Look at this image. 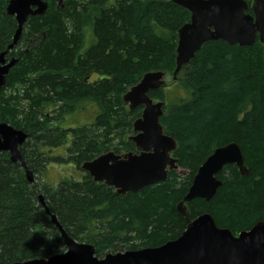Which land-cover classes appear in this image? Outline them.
Segmentation results:
<instances>
[{
    "label": "trees",
    "instance_id": "16d2710c",
    "mask_svg": "<svg viewBox=\"0 0 264 264\" xmlns=\"http://www.w3.org/2000/svg\"><path fill=\"white\" fill-rule=\"evenodd\" d=\"M8 1L0 0V53L17 29L15 19L5 13ZM244 1L251 15L253 0ZM47 2L45 14L29 18L16 45L29 51L8 54L18 62L0 90V122L27 133L29 139L19 150L34 175L44 164L70 163L81 170L84 162L107 151L135 152L127 136L117 139L124 129L131 133L142 107L129 111L122 95L146 73L164 71L172 77L177 30L190 14L171 0H116L109 7L100 6L89 21L74 0ZM87 23L95 44L84 51ZM31 40L38 41L33 49L26 47ZM175 85L185 95L174 103L163 100L164 89L147 95L165 102L160 124L177 142L172 156L189 170L187 176L171 171L163 183L120 196L86 173L56 185L29 184L20 163H11L7 152L0 153V264L65 252L38 195L66 234L92 244L98 258L115 253L117 243L136 252L175 240L188 224L175 207L197 167L229 143L241 149L248 175L226 165L217 175L222 186L209 202L195 199L185 205L189 218L208 213L218 228L229 229L234 236L264 221V44L207 42L181 68ZM80 102L101 112L95 124L62 127ZM59 117L63 120L58 122ZM95 127L104 130L96 134ZM106 129L114 130L117 139ZM65 146L64 156L51 154Z\"/></svg>",
    "mask_w": 264,
    "mask_h": 264
},
{
    "label": "water",
    "instance_id": "95a60500",
    "mask_svg": "<svg viewBox=\"0 0 264 264\" xmlns=\"http://www.w3.org/2000/svg\"><path fill=\"white\" fill-rule=\"evenodd\" d=\"M186 10L189 20L178 31L176 65L172 83H176L181 68L187 65L202 46L211 41H224L230 46L250 47L257 40L264 44V0H253L252 14L246 13L248 5L244 0H171ZM62 2V1H61ZM48 9L47 0H9L5 13L15 19L17 29L13 42L0 53V89L6 83V76L17 60L5 62L6 54L15 48L30 17L41 16ZM166 73L149 72L140 83L122 95V101L129 111L142 107L141 115L132 122V135L128 140L134 144L135 152L116 154L107 151L80 169L93 182L113 188L116 194L126 196L138 193L150 186L164 182L170 171L179 169V160L172 156L177 142L164 133L160 124L163 116V101H155L147 94L168 87ZM27 134L0 123V152L9 154L12 163H20L28 183H34V175L27 168L19 148L26 142ZM226 165L237 167L242 176L248 175L239 146L229 143L216 148L197 167L186 195L176 206L179 215L188 222L185 231L175 240L157 248L95 255L91 244L78 243L71 239L58 223L55 215L48 211L42 195L39 204L49 215L61 236L65 252L47 259L12 264H264V221L257 222L250 230L234 236L229 229H219L213 217L206 213L194 220L189 219L185 203L194 199L208 202L222 186L217 175Z\"/></svg>",
    "mask_w": 264,
    "mask_h": 264
},
{
    "label": "rangeland",
    "instance_id": "374dc122",
    "mask_svg": "<svg viewBox=\"0 0 264 264\" xmlns=\"http://www.w3.org/2000/svg\"><path fill=\"white\" fill-rule=\"evenodd\" d=\"M74 1L78 2V4L84 8L83 9L84 18L86 20L90 21L94 17L95 11H99L100 6H103L104 8L109 7L116 0H102L103 3L100 5L91 4L90 0H74ZM86 25H87V27L85 28L84 34H83L84 35V43H83V50L84 51H87L88 49H90L91 46H93L95 44L93 29L89 27V25H90L89 23H87ZM37 42L38 41H36V40H31L26 47L33 49L34 46L37 44ZM18 49H22V48L18 47ZM22 50L25 53L27 51H29V49H22ZM10 51H12V50H10ZM254 57L256 60L257 56H254ZM94 78H95V76H94ZM171 78H172L171 73L168 72V75H166V77H165V81L167 82L168 87H166L163 90V100L166 103H170V104L174 103L178 98L185 95L183 90L175 85L176 84L175 82L172 83ZM122 103H123V101H122ZM80 104H81V102L76 104L77 108L75 109L73 114H70L66 117V121L62 125V127H64V128H79V126H90V125L93 126L95 124V121H94L95 117H96V115L98 116L101 112L94 105H92L90 103H85V105L81 104V106L79 107ZM116 108L118 111L121 112L120 108H118V107H116ZM59 120L60 121L63 120V117H61V118L59 117L57 119V121L59 122ZM93 130L95 131L96 134H98L101 131H103L104 128L95 127V128H93ZM106 130L108 131L107 134L112 132L111 133L112 135L110 138H116L117 139V137H115L116 134L114 133L115 132L114 130L113 131H111L109 129H106ZM127 132L128 131L125 129L122 132H120V137H118L117 140H121L126 136L129 137L130 135H132V133H127ZM131 132H132V125H131ZM116 139H114V140H116ZM44 151L49 152L48 150H44ZM51 154H53V156H56V157L57 156H64L66 154V146L52 150ZM178 166H179V169L176 171V174H178L181 177L187 176L189 170L182 168L179 164H178ZM84 173L85 172L83 170H78L75 165H72L70 163L61 164V162H58V163L53 162L52 164L51 163L46 164V165L44 164L43 170L39 174H35L34 178H35L36 184H39L40 186H42L43 184L56 185V184H58V182H61V181L68 179V178H70V179H81L83 177ZM205 203H207V202H205ZM238 234H237V236H238ZM115 249H116L115 253L116 252H125V249H123V246L120 243L116 244Z\"/></svg>",
    "mask_w": 264,
    "mask_h": 264
},
{
    "label": "bare ground",
    "instance_id": "6f19581e",
    "mask_svg": "<svg viewBox=\"0 0 264 264\" xmlns=\"http://www.w3.org/2000/svg\"><path fill=\"white\" fill-rule=\"evenodd\" d=\"M178 30H179V29H178ZM14 35H15V33H14ZM14 35H13V37H14ZM13 37H12V42H13ZM19 40H20V39H19ZM177 41H178V31H177ZM12 42H11V43H12ZM18 42H19V41H18ZM18 42L16 43V45L18 44ZM11 43H10V44H11ZM10 44H9V45H10ZM9 45H8V46H9ZM16 45H15V46H16ZM8 46H7V47H8ZM176 47H177V44H176ZM10 52H11V51H10ZM10 52H8V53L6 54V56H5V61H6L5 63H6V64H8V62H10L12 59L17 60L16 58H10L9 60L7 59V55H8ZM175 57H176V49H175ZM17 62H18V60H17ZM17 62H15V64H17ZM175 65H176V61H175ZM14 67H15V65L9 70L7 76L9 75L10 71H11ZM158 72L165 73L164 71H158ZM7 76H6V80H7ZM142 77H143V76H142ZM142 77H141V78H142ZM140 80H141V79H140ZM140 80H139V81H140ZM139 81L136 82V84L140 83ZM5 84H6V83H5ZM136 84H135V85H136ZM135 85H133V86H135ZM4 86H5V85H4ZM133 86H131V87H133ZM131 87H130V88H131ZM2 88H4V87H1V89H2ZM130 88H129V89H130ZM1 89H0V90H1ZM129 89H128V91H129ZM128 91H127V92H128ZM0 123H3V122H0ZM6 124H7V123H6ZM8 125H9V124H8ZM9 126H10V125H9ZM11 127H12V126H11ZM6 152H7V151H6ZM6 152H0V153H6ZM7 154H8V153H7ZM8 156H9V154H8ZM9 160H10V158H9ZM10 161H11V160H10ZM11 163H12V161H11ZM17 163H18V162H17ZM21 168H22V167H21ZM170 172H171V171H170ZM33 175H34V174H33ZM25 178H26V177H25ZM167 178H168V177H167ZM166 180H167V179H166ZM166 180H165V181H166ZM165 181H164V182H165ZM34 182H35V178H34ZM161 183H163V182H161ZM29 184H30V183H29ZM158 184H160V183H158ZM32 185H33V184H32ZM156 185H157V184H156ZM185 195H186V194H185ZM182 199H183V198H182ZM194 200H195V199H194ZM201 200H202V199H201ZM181 201H182V200H181ZM192 201H193V200H192ZM178 203H179V202H178ZM178 203H177V204H178ZM189 203H190V202H189ZM186 204H188V203H185L184 206H185ZM176 206H177V205H176ZM186 208H187V206H186ZM175 209H176V207H175ZM176 212H177V211H176ZM188 213H189V211H188ZM205 214H206V213H205ZM47 215H48V214H47ZM48 216H49V215H48ZM180 216H181V215H180ZM183 218H184V217H183ZM219 229H220V228H219ZM91 245H92V244H91ZM94 248H95V247H94ZM117 253H123V252H117ZM113 254H116V253H113ZM33 260H34V259H33ZM30 261H31V260H30ZM25 262H26V261H25Z\"/></svg>",
    "mask_w": 264,
    "mask_h": 264
},
{
    "label": "flooded vegetation",
    "instance_id": "af4514ba",
    "mask_svg": "<svg viewBox=\"0 0 264 264\" xmlns=\"http://www.w3.org/2000/svg\"><path fill=\"white\" fill-rule=\"evenodd\" d=\"M47 3H48V2H47ZM16 47H17V46H16ZM16 47H15L14 49H12L11 52H14V53H15V52L17 51V50H16V49H17ZM10 56H11V54H10L9 56L7 55V59H8V60L10 59ZM11 58H12V57H11ZM14 129H18V128H14ZM19 130H21V129H19ZM22 131H23V130H22ZM25 133H26V132H25ZM26 134H27V133H26ZM28 139H29V138H28ZM28 139H27V140H28ZM27 140H26V141H27ZM19 149H20V148H19ZM51 152H52V151H51ZM20 153H21V152H20ZM175 172H176V171H175Z\"/></svg>",
    "mask_w": 264,
    "mask_h": 264
}]
</instances>
